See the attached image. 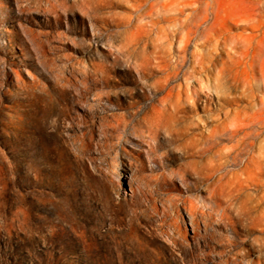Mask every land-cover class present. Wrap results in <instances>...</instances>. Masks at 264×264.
<instances>
[{
	"label": "rangeland",
	"instance_id": "374dc122",
	"mask_svg": "<svg viewBox=\"0 0 264 264\" xmlns=\"http://www.w3.org/2000/svg\"><path fill=\"white\" fill-rule=\"evenodd\" d=\"M163 1L0 0V264H247L245 251L258 264L264 234L242 225L264 214V175L251 180L244 165L260 151L231 162L228 152L247 130L206 142L214 128L249 123L263 94L246 38L264 31V0H203L222 16L255 22L229 21L227 32L209 34L207 11L208 25L189 48L203 54V98L170 122L182 134L175 143L165 131L151 138L143 112L163 93L154 96L119 52L159 43L168 22L140 16ZM116 100L120 110L140 102L118 130L112 114L124 111ZM193 162L203 178L191 172ZM132 185L143 193L133 196ZM184 205L194 206L201 232ZM176 206L188 240L178 245L168 236ZM239 208L245 215L231 224Z\"/></svg>",
	"mask_w": 264,
	"mask_h": 264
},
{
	"label": "bare ground",
	"instance_id": "6f19581e",
	"mask_svg": "<svg viewBox=\"0 0 264 264\" xmlns=\"http://www.w3.org/2000/svg\"><path fill=\"white\" fill-rule=\"evenodd\" d=\"M213 1L218 4V0ZM215 3L214 5L213 2L212 4L209 2L203 3V0H164L163 2L151 3L150 7L140 18H153L155 16L156 21L168 22L165 33L158 37L159 43L152 45L146 44L143 47L119 49V52L123 54V56H126L129 63L134 67L138 75V80L141 81L144 86L150 88L154 96L163 93V96L157 100L159 106H154L152 103L151 107L153 110H145L143 112L144 115L142 120L147 124V127L153 131V133L150 134L152 139H155V137L160 134V131H165L168 135L169 142H177L182 134L174 133L171 130L170 122H175L179 120L181 116L185 117L189 113L194 112L197 107H199V103L203 98V79L202 77H197V74L203 73V54L197 50H194L190 54L189 48L195 40L198 31L203 29V26L208 25L209 14L207 11L209 8H212L211 13L214 15L213 22L206 29V31H210L209 34L214 33L216 30L227 32L229 21L233 22L234 26L248 23L252 25L250 23L255 22V18H245L235 14L222 16L219 13V9H221L219 8L220 6L218 7L219 9H216ZM188 9H191V12L181 18L179 15L184 14L185 10ZM152 25L155 26L153 21ZM253 27L260 28V26L258 27L255 25H253ZM200 39H203V36ZM254 40L256 41L255 44H253ZM246 41L249 43L246 56L252 52L250 67L254 71L253 80L256 82V87L263 90V94L261 96L256 95L255 100L257 103L254 106V113L249 123H236L232 125L231 128L227 127L221 131L214 128L210 132L206 144L210 145L214 143L213 140L216 139L217 136L224 135L225 133L237 136L247 130L242 138L238 140L237 144L231 147L228 156L231 158V162L237 165L243 152L247 149L253 150L254 148H258L260 154L255 155L252 151V156L248 157L244 164L248 173V178L253 180L252 175L255 177L264 175V143L259 144L257 142L264 132V31L260 37H249L246 38ZM190 56L193 57V60H190ZM102 80L105 82L107 76L103 75ZM179 80H182L184 84L183 82L177 83ZM208 88L209 91L217 92L212 86ZM130 97H134V95ZM142 97L148 99V95L145 92L142 94ZM139 103V101L129 102L127 108L131 110H120L124 108L123 105L118 102V100L114 101L113 106L118 111H124V113L112 114V119L117 123V130L120 129L121 126H125L135 117L136 111L132 109L138 107ZM133 127V130H135V125ZM124 137L127 143V136L125 135ZM188 149L191 152L193 150L192 148ZM154 150V146H151L150 151ZM149 153L150 152H148V154ZM197 154L199 158L203 159V136ZM133 156L135 155L133 154ZM153 164L156 165L155 163ZM145 165H147L145 162L141 163V167ZM190 169L193 174L203 178V173H200L196 168V163L193 162ZM141 170L142 168L135 171L133 178H136ZM211 175L212 174L209 176ZM131 191L132 195L136 196L137 194L141 195L140 193L143 190L141 191L140 188H135L132 185ZM184 209L189 214L193 228L197 233L201 232V226L196 220L194 206H185ZM181 210L182 209L178 206L175 208L173 207V210H171L175 218L176 226L173 230L171 229V231H173L172 234H167L170 242L174 245H178V242H188L186 232L182 230L184 223L182 221L183 219L180 217ZM244 213L245 208H239L236 211V222L231 221L230 223L237 224V222H241L243 215H245ZM232 226L234 227V225ZM242 227L247 234H253L255 232L264 234V214L260 222L256 224H243ZM256 227L260 229L258 230ZM237 244V239L230 241V246L234 248ZM257 250L261 253V257L258 258V264H264V239L257 245ZM250 256V252L245 251L241 255V258L247 260V264H254L256 261H251ZM243 263L244 262H242V264Z\"/></svg>",
	"mask_w": 264,
	"mask_h": 264
}]
</instances>
